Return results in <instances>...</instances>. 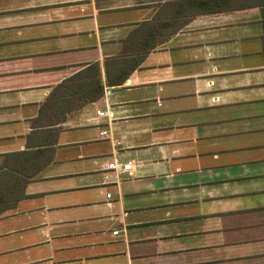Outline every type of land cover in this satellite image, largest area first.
Segmentation results:
<instances>
[{"label":"crops","instance_id":"crops-1","mask_svg":"<svg viewBox=\"0 0 264 264\" xmlns=\"http://www.w3.org/2000/svg\"><path fill=\"white\" fill-rule=\"evenodd\" d=\"M176 1L0 0V170L54 143L0 217V264H264L259 9L195 17L58 131L31 126L64 80L96 64L104 83L105 59Z\"/></svg>","mask_w":264,"mask_h":264},{"label":"trees","instance_id":"trees-1","mask_svg":"<svg viewBox=\"0 0 264 264\" xmlns=\"http://www.w3.org/2000/svg\"><path fill=\"white\" fill-rule=\"evenodd\" d=\"M259 9L264 21V0H181L160 6L148 21L138 23L122 41L116 57L104 61L105 81L99 66L90 65L57 85L40 105L38 117L31 126L38 134L58 131L71 114L86 104L99 99L104 87L121 86L141 64L146 55L156 50L170 37L200 15ZM48 141L37 145V150L12 153L6 156L0 170V217L16 208L23 200L26 186L49 161Z\"/></svg>","mask_w":264,"mask_h":264},{"label":"built area","instance_id":"built-area-1","mask_svg":"<svg viewBox=\"0 0 264 264\" xmlns=\"http://www.w3.org/2000/svg\"><path fill=\"white\" fill-rule=\"evenodd\" d=\"M103 115L104 114L101 113V112L98 113V116H103ZM109 167H111V168L112 167H115V164H110ZM121 168H122V171L123 172L129 171L130 168H131V164L130 163H127V164L123 165ZM116 170H117V168H116ZM107 198H110V195H107ZM114 234H117V232H115Z\"/></svg>","mask_w":264,"mask_h":264}]
</instances>
